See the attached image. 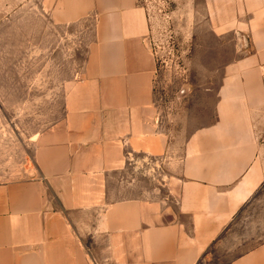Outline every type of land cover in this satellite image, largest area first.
<instances>
[{"label": "crops", "instance_id": "0c3cea01", "mask_svg": "<svg viewBox=\"0 0 264 264\" xmlns=\"http://www.w3.org/2000/svg\"><path fill=\"white\" fill-rule=\"evenodd\" d=\"M203 7L214 35L234 43L213 121L189 134L164 178L177 186L174 210L165 197H117L112 187L170 150L145 7L52 1L53 22L88 21L92 41L82 76L64 86L63 117L34 140L27 174L0 181V264H264V0ZM132 181L122 190H136Z\"/></svg>", "mask_w": 264, "mask_h": 264}, {"label": "rangeland", "instance_id": "374dc122", "mask_svg": "<svg viewBox=\"0 0 264 264\" xmlns=\"http://www.w3.org/2000/svg\"><path fill=\"white\" fill-rule=\"evenodd\" d=\"M52 1L0 0V181L27 174L35 138L63 117L65 84L83 74L90 23H54ZM138 2L149 18L154 97L170 150L157 163L145 158L138 168L115 176L112 187L117 197L142 191L165 197L175 210L177 186L164 178L174 173L170 162L181 157L189 134L213 121L221 65L232 57L234 42L211 31L203 0ZM131 179L137 189L122 190Z\"/></svg>", "mask_w": 264, "mask_h": 264}]
</instances>
